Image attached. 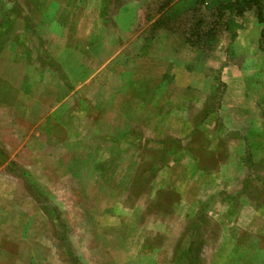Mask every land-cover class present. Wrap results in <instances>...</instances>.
Returning <instances> with one entry per match:
<instances>
[{"label": "rangeland", "instance_id": "1", "mask_svg": "<svg viewBox=\"0 0 264 264\" xmlns=\"http://www.w3.org/2000/svg\"><path fill=\"white\" fill-rule=\"evenodd\" d=\"M231 3L0 0V264H264V25Z\"/></svg>", "mask_w": 264, "mask_h": 264}, {"label": "trees", "instance_id": "2", "mask_svg": "<svg viewBox=\"0 0 264 264\" xmlns=\"http://www.w3.org/2000/svg\"><path fill=\"white\" fill-rule=\"evenodd\" d=\"M219 2L221 3L220 5L223 8L233 9L231 7V5H232L231 0H219ZM242 2H244V4H248V5H252V6L256 7L258 22L260 24L264 25V4H263V1L262 0H242ZM237 13L241 14V11L238 12V10H237Z\"/></svg>", "mask_w": 264, "mask_h": 264}, {"label": "crops", "instance_id": "3", "mask_svg": "<svg viewBox=\"0 0 264 264\" xmlns=\"http://www.w3.org/2000/svg\"><path fill=\"white\" fill-rule=\"evenodd\" d=\"M232 69V68H231ZM233 70V69H232Z\"/></svg>", "mask_w": 264, "mask_h": 264}]
</instances>
